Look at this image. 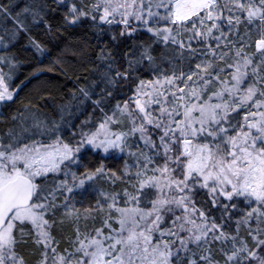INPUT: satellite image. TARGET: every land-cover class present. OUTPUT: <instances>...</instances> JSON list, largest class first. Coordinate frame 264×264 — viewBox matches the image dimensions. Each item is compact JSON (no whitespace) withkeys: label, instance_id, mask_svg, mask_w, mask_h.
<instances>
[{"label":"snow or ice","instance_id":"obj_1","mask_svg":"<svg viewBox=\"0 0 264 264\" xmlns=\"http://www.w3.org/2000/svg\"><path fill=\"white\" fill-rule=\"evenodd\" d=\"M53 3L63 5L65 0ZM17 7L0 4V25L9 31L10 39L40 23L47 10L56 11L47 0H32L19 11ZM88 20L97 27L121 25L119 37L135 40L143 32L150 40L136 41L125 50L123 71L111 53H104L108 63L101 80L111 87L102 89L95 100L93 89H80L83 99L78 101L90 102L103 117L93 124L95 131H80L75 143L57 135L59 122L51 120L54 143L38 142L35 136L21 140L28 131L20 127L23 114L11 118L13 132L3 133L6 138L0 139V264H23L17 247L29 238L42 246L40 264H264V0L69 4L66 24ZM5 21L12 24L10 30ZM29 42L37 52L44 51L39 43ZM153 44L169 46L160 59L170 57L172 67L168 72L157 68L160 75L155 81L138 80L141 65L156 62ZM253 46L250 55L245 49ZM178 58L187 61L186 71L173 63ZM7 79L0 69V104L5 105L14 101L17 91L9 90ZM129 81L135 87L128 100L114 107L104 103L112 88ZM153 84L174 86L176 90L169 93L172 101L166 97L162 101L158 87L148 91ZM166 102L170 107H164ZM153 103L160 105L156 116ZM245 108L242 122L235 121L232 113ZM122 118L127 119L126 130L114 131L112 125H119ZM43 124L34 122L37 132ZM82 152H99L108 159L120 154L123 167L118 175L101 163L77 175L72 167L82 166ZM125 157L133 158L132 163ZM61 172L63 178L50 179V173ZM98 180L132 189L99 193L94 210H114L119 227L112 228L107 219L95 235L76 227L73 244L78 246L73 252L58 253L52 246L53 226L60 223L57 210L63 209L66 219L79 220L72 194L81 189L86 194ZM148 196L152 198L141 208V197ZM58 198L62 204L56 202ZM121 200L131 206H120ZM83 215H91V210ZM241 226L247 229L251 247L239 236ZM104 228L110 232L105 234Z\"/></svg>","mask_w":264,"mask_h":264},{"label":"trees","instance_id":"obj_2","mask_svg":"<svg viewBox=\"0 0 264 264\" xmlns=\"http://www.w3.org/2000/svg\"><path fill=\"white\" fill-rule=\"evenodd\" d=\"M83 2L89 4V0H83ZM31 3L32 0H0V4L5 6L19 5L16 11ZM70 3L79 5L80 0H65L63 5H57L53 3V0H47V4L54 7L56 11L47 10L40 23L32 25L27 33L20 32L14 39H10L9 31L4 30L3 25H0V37H3L0 40V58H2L0 59V69L10 77L8 79L10 89L17 90L14 101L7 105L3 104L0 108V139L6 138L2 135L3 133L11 134L13 132L14 125L11 118L13 116L19 118L23 114V119L19 122L20 127L27 128L28 131L21 134V140L25 139L26 136L52 140L53 135H49L47 132L42 133L40 130L37 132L34 127V122L43 121L44 124L41 125L43 128L51 120L59 122L60 128L57 135L65 142L75 143V140L79 138L80 131H93L95 129L93 124H98L103 117V113L99 109L94 110L90 102L84 101L83 104H80L78 101L83 99L80 89H93L92 99L95 100L100 98L99 93L102 89L111 87L106 86L101 80L102 73L106 71L105 65L108 63L104 53H111L117 61L116 66L123 71L125 50L134 46L136 41L148 43L150 40V35L143 32L138 33L135 40L119 37L117 30L122 27L121 25L97 27L90 20L76 25H68L64 21V15ZM29 23H31L30 20ZM163 23L161 21L160 26H163ZM4 24L7 29L12 28L10 22L5 21ZM244 28L245 25L240 26L241 31ZM113 36L117 37L115 41L112 39ZM256 38L253 35V40ZM30 39L39 43L44 51L42 53L37 52L31 46ZM153 49V55L156 57L155 64L149 65L145 62L141 65V70L136 74V79L146 82L154 81L160 75L156 70L157 68H162L168 72L169 68L172 67L168 62L170 57L163 61L160 59L161 54L169 50V46L153 44ZM245 51L251 55L254 46L245 49ZM173 63L185 71L187 70V61L178 58ZM176 85L183 87L180 81H176ZM134 87L135 83L132 81L118 83L111 89L112 96L107 98L104 103L112 107L117 102L123 104L133 94ZM187 91L188 89L185 88V92ZM65 106L68 107L69 111H63ZM105 111H108L107 106ZM61 113H63V119H61ZM28 118L30 119L27 120ZM85 120L88 121L87 125H82L81 122ZM48 128L51 126L48 125ZM15 131H19V128H15ZM69 132L75 133L76 136H70ZM80 155L82 156V166L74 165L72 167V171L76 172L77 175L81 171L93 169L101 163L119 175L124 163L120 159V154H116L115 159L105 158L99 152H88L87 155L82 152ZM125 159L128 160V163H132L131 157H125ZM37 182L39 183V180ZM123 188L132 191L130 186L119 182L110 185L105 181H96L95 186L87 187L86 194L84 189L73 193L71 203L81 214V217L75 221L71 217L66 219L60 212L61 210H57L56 216L60 223L54 225L52 229V236L54 237L52 245L57 252L65 254V249L68 252L73 251L76 227H79L81 232L95 235V229L103 227L105 219L108 220L109 224H114V210L105 208L101 211H95L94 209L97 200L100 199V192H121ZM145 191L153 192L152 189H145ZM151 198V196L141 197L139 206L145 207L146 202ZM86 210H91V215L85 217L83 214ZM234 227L233 225L229 231ZM239 236L246 239L251 247V238L244 226H241ZM41 251L42 247L35 245L31 238L17 247L23 264H40Z\"/></svg>","mask_w":264,"mask_h":264},{"label":"rangeland","instance_id":"obj_3","mask_svg":"<svg viewBox=\"0 0 264 264\" xmlns=\"http://www.w3.org/2000/svg\"><path fill=\"white\" fill-rule=\"evenodd\" d=\"M161 13H163V9H160L159 10ZM155 81V80H154ZM6 83L8 84V87H9V90L11 91V89H10V85H9V82H8V79L6 80ZM159 88V92L161 93V100L163 101L164 100V98L166 97L167 98V101L168 102H171L172 101V96L169 94L170 93V91H175L176 90V88L174 87V86H169V85H167V84H163V86H156L155 84H153V85H150L149 87H148V91H151L153 88ZM177 95H180L179 93H177ZM153 98H155V97H153ZM144 99H148V97L147 96H145L144 97ZM188 98L187 97H185V100H187ZM213 102H216V101H213ZM180 103H183V101H181ZM3 104H0V108H1V106H2ZM130 107H132V105H130ZM152 109H153V115L154 116H156V115H158L159 114V108H160V105L159 104H155V103H153L152 104ZM164 107H170V103H164ZM183 109H181V111H182ZM247 111V109L245 108V109H241L240 110V112L239 113H232V116H234L235 117V121H237V122H242V115H243V113L244 112H246ZM67 115V114H66ZM65 115V116H66ZM194 115H198V113H194ZM30 118H28L27 120H29ZM182 119V117L181 116H176V120H181ZM46 125V124H45ZM127 126H128V122H127V119L126 118H122L121 119V123L119 124V125H112V129L114 130V131H120V130H126V128H127ZM42 133H44V132H47L49 135H52V132H51V128H48V131H45V127H43V128H41L40 127V129H39ZM96 129H94L93 131H95ZM40 134V133H39ZM38 134V135H39ZM41 136H43V135H41ZM48 136V135H47ZM52 138V137H51ZM153 139H156V137H153ZM36 141H38V142H41V143H54L55 141H54V138H52V140L50 139V140H44V139H42V138H37L36 139ZM197 143V141L196 140H193V146L195 145ZM173 147H175V146H173ZM132 151H135V148H133L132 149ZM102 156H104L102 153H100ZM133 159V158H132ZM161 163H162V161H161ZM152 166L151 165H149V168H151ZM61 168H63V165H61ZM65 171H67V170H65ZM63 175H64V173L63 172H61V173H59V174H55V173H50L49 174V177H50V179H52V180H59V179H61V178H63ZM39 180V179H38ZM37 180V181H38ZM98 181H103V180H98ZM71 182V181H70ZM96 185V182L95 183H93L92 184V186H95ZM100 185V184H99ZM153 190V192L155 191L154 189H152ZM58 204H62L63 203V201H62V198H58L57 199V201H56ZM147 203L148 202H146V204L145 205H147ZM120 206H131V205H125L124 204V201L122 200V203H120ZM61 210V211H60ZM59 211L61 212V213H63V209H60ZM115 212V211H114ZM57 214V213H56ZM118 216H119V214L118 213H116L115 212V217H114V224H111V227L112 228H118L119 227V225H118V223L116 222L117 221V219H118ZM47 218V217H46ZM253 226H255V225H253ZM262 227H264V225H262ZM60 229V228H59ZM110 232V229L109 228H104V233L105 234H108ZM53 246V245H52ZM78 245H74V249H73V251L75 250V247H77ZM42 247V246H41ZM73 251H71V252H73ZM61 254V253H60ZM63 255V254H62ZM80 254L79 253H77V256H79ZM41 259H42V256H41Z\"/></svg>","mask_w":264,"mask_h":264}]
</instances>
